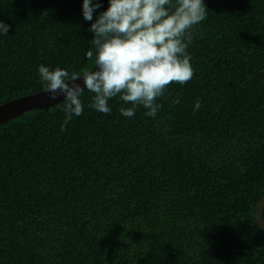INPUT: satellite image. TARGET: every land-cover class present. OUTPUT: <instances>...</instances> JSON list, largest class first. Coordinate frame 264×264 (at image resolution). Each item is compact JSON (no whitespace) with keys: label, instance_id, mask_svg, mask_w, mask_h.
<instances>
[{"label":"trees","instance_id":"1","mask_svg":"<svg viewBox=\"0 0 264 264\" xmlns=\"http://www.w3.org/2000/svg\"><path fill=\"white\" fill-rule=\"evenodd\" d=\"M204 3L156 117L85 90L63 132V100L0 123V264H264V0ZM0 20V104L42 91L39 65H93L82 0H0Z\"/></svg>","mask_w":264,"mask_h":264},{"label":"clouds","instance_id":"2","mask_svg":"<svg viewBox=\"0 0 264 264\" xmlns=\"http://www.w3.org/2000/svg\"><path fill=\"white\" fill-rule=\"evenodd\" d=\"M101 7V0H82L83 18L92 33L85 53L93 61L90 69L77 74L38 66L43 92L52 100L63 97L62 132L74 116L83 114L85 90L94 94L89 109L110 114L109 100L119 97L122 104L130 102L119 110L124 117H133L143 106L145 115L154 118L168 85H184L193 78L187 49L196 26L207 19L204 0H108V7L98 11ZM10 27L0 20V36L8 35ZM171 103L178 105L179 97ZM201 106L197 99L194 111Z\"/></svg>","mask_w":264,"mask_h":264},{"label":"water","instance_id":"3","mask_svg":"<svg viewBox=\"0 0 264 264\" xmlns=\"http://www.w3.org/2000/svg\"><path fill=\"white\" fill-rule=\"evenodd\" d=\"M102 10L108 7L107 0H101ZM83 85V81H80ZM62 96H58L56 100L49 99L48 95L42 91L29 94L26 96L18 97L9 101H6L0 104V123L22 113L27 110L32 109H41L48 107L58 101L62 100ZM256 223L260 229L264 231V220H263V211H264V194L256 202Z\"/></svg>","mask_w":264,"mask_h":264}]
</instances>
